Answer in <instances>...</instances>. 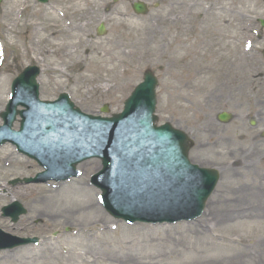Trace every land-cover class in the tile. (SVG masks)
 I'll return each instance as SVG.
<instances>
[{
    "label": "rangeland",
    "instance_id": "obj_1",
    "mask_svg": "<svg viewBox=\"0 0 264 264\" xmlns=\"http://www.w3.org/2000/svg\"><path fill=\"white\" fill-rule=\"evenodd\" d=\"M12 1L0 0L4 43L0 53L5 55L0 67V83L5 82L0 112L12 78L29 64L40 68V98L54 99L66 92L87 113L98 114L106 103L108 115L122 109L125 98L142 80L143 70L150 68L158 79L157 123L168 122L185 131L192 141L190 160L216 167L220 178L192 225L184 220L130 225L98 203L99 191L88 178L100 166L98 160L81 163L82 174L68 181L9 185L10 179L32 176L39 168L5 144L0 146V208L16 199L27 212L12 223L0 211V226L40 241L1 251L0 264H264V28L257 21L264 19L263 0H141L148 12L131 10L154 22L155 39L141 42L135 32L124 40L131 49L127 55L121 51L128 47L113 48L108 25L97 21L92 31L109 54L88 74V79L96 78L91 82L70 77L77 68L73 57L58 60L37 52L27 38L29 30L22 27L30 20L24 15L7 33L1 12ZM27 1L34 9L54 6V0ZM67 6L66 2L61 5ZM100 23L103 34L96 31ZM45 45L56 48L51 42ZM111 57L116 58L113 63ZM99 78L110 87L104 96L91 90ZM221 111L231 115L227 123L217 119ZM197 113L211 119L210 131L200 132L205 125ZM13 127H18L17 121ZM213 131L214 138L209 139L207 134ZM92 201L98 204L96 212L81 209L80 205ZM102 214L108 217L106 224L97 220ZM154 227H162L159 231L164 235L159 236ZM173 248L177 253L167 254Z\"/></svg>",
    "mask_w": 264,
    "mask_h": 264
},
{
    "label": "water",
    "instance_id": "obj_2",
    "mask_svg": "<svg viewBox=\"0 0 264 264\" xmlns=\"http://www.w3.org/2000/svg\"><path fill=\"white\" fill-rule=\"evenodd\" d=\"M133 7L136 12L146 11V7L140 2L134 3ZM261 24L264 26L263 20ZM99 31L101 32L102 28ZM37 71L36 68L25 69L15 79L13 88L20 87L29 93L31 100L35 101L38 110L44 116V121L47 119L46 126L41 125L44 134H40V141L46 142L50 148L56 150L70 148V145L79 146L78 151L88 148L87 155L100 151L99 155L104 162V170L100 176L105 177L104 184L100 186L105 192V205L114 215L122 216L129 221L136 219L173 221L179 219L180 215L192 218L201 212L205 199L216 183L217 173L213 169L198 168L188 162V138L182 131L172 128L168 123L160 127L153 124L156 118L152 114L156 80L150 71H145L144 82L139 84L125 101L124 111L121 114H114L109 119L80 116L78 109L72 106L64 94L55 103H37L35 100L37 86L34 83ZM24 101L17 103L30 104ZM15 105L8 106L7 113L2 116L6 118ZM218 118L221 121H228L230 116L222 112ZM10 121L7 126L11 124ZM77 122H83L85 125ZM72 158L75 157L66 160V165H70L71 168L75 163ZM179 173H190L195 178V184H187L184 178L176 181ZM107 174L110 175L109 179H106ZM162 178L172 183L163 185ZM33 180L24 179L25 182ZM115 190L126 200L136 203L133 213L124 208L117 209L110 204L109 196H112L110 191ZM160 202L164 203L166 210L147 211L154 206L159 209ZM191 204L192 207L189 206ZM187 207L190 209L183 210ZM3 209L7 210L5 215H10L14 221L19 214L25 212L18 202ZM140 209L146 211L141 212Z\"/></svg>",
    "mask_w": 264,
    "mask_h": 264
},
{
    "label": "bare ground",
    "instance_id": "obj_3",
    "mask_svg": "<svg viewBox=\"0 0 264 264\" xmlns=\"http://www.w3.org/2000/svg\"><path fill=\"white\" fill-rule=\"evenodd\" d=\"M133 1L120 0L113 3L110 0H54V6L48 9H34L32 5L28 4L27 0H13L10 2V6L1 12V16L7 22V33L9 34L13 32V27L18 24L21 15L29 18V22H25L22 27L29 30L27 38L30 44L36 48L35 50L42 55L50 54L58 60L73 57V64H76L77 68L70 77L75 82H91L95 81L96 78L88 79V74L98 67L101 58L105 60L109 54L106 44L99 41L92 31L97 21L102 20L108 25L113 48L122 49L128 47L127 51H121L127 55L130 54L131 49L124 40L131 38L135 32H138L141 42L146 43L155 39L157 31L154 22L150 18L134 15L130 7V2ZM65 2L68 3V6L65 8L61 7ZM16 6H18V9H16ZM40 18H42V23L38 22ZM41 31H45L48 34H42ZM48 42L55 44L56 48L50 50L45 45ZM40 44H43L42 47H39ZM79 50L80 53L78 52ZM81 52H83V56ZM27 53L28 51L25 50V54ZM110 60L113 63L116 58L111 57ZM55 69H58V67ZM252 78L254 81L258 79ZM103 81L104 79H97L91 88L93 93L99 96L107 94L110 87L106 84V81ZM4 88L5 82L2 81L0 83V105L2 103L1 93L4 92ZM196 116H198L200 123L205 125L200 132H203V130L210 131L208 127L213 125L211 119L206 115L200 117L199 113ZM214 132L207 134L209 139L214 138ZM227 168L226 170L229 171ZM87 191L89 192V190ZM97 206L98 204L93 201L80 205L82 210L88 209L95 212L97 211ZM99 216L98 222L106 224L108 217L104 214ZM192 224L193 221H190L188 225ZM152 229L159 231L163 228L154 227ZM162 235L164 234L159 231V236ZM168 253L174 255L177 250L173 248ZM158 256H166V253H158Z\"/></svg>",
    "mask_w": 264,
    "mask_h": 264
}]
</instances>
